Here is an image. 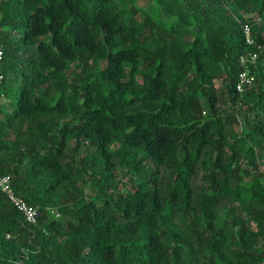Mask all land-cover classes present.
I'll use <instances>...</instances> for the list:
<instances>
[{"label":"trees","instance_id":"16d2710c","mask_svg":"<svg viewBox=\"0 0 264 264\" xmlns=\"http://www.w3.org/2000/svg\"><path fill=\"white\" fill-rule=\"evenodd\" d=\"M257 18L264 0H0V175L39 211L0 190V264H264V48L234 86Z\"/></svg>","mask_w":264,"mask_h":264},{"label":"built area","instance_id":"2783aa9c","mask_svg":"<svg viewBox=\"0 0 264 264\" xmlns=\"http://www.w3.org/2000/svg\"><path fill=\"white\" fill-rule=\"evenodd\" d=\"M262 22L261 18H257L256 22ZM242 30L245 34V42L249 45H254L255 50L247 51L239 56V63L242 65V69L237 73L234 86L237 92H244L247 88L253 85L255 82V72L252 68L257 66V60L264 45L255 41L252 35V27L249 23L241 24ZM3 46L0 41V63L3 59ZM2 79V73L0 71V81ZM0 190L5 194L6 199L17 209L22 215L23 221L26 224H36L39 211L38 209L29 204L22 196L14 192L11 185V176L9 174L0 175ZM54 216H58V212L51 211Z\"/></svg>","mask_w":264,"mask_h":264},{"label":"rangeland","instance_id":"374dc122","mask_svg":"<svg viewBox=\"0 0 264 264\" xmlns=\"http://www.w3.org/2000/svg\"><path fill=\"white\" fill-rule=\"evenodd\" d=\"M249 16V15H251V13H248V14H246V16ZM223 82H224V79H223V77L222 78H219V79H216V81H215V84H216V86H221L222 84H223ZM240 126H237V129L239 128Z\"/></svg>","mask_w":264,"mask_h":264}]
</instances>
